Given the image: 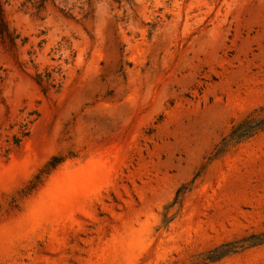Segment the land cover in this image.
<instances>
[{
    "label": "rangeland",
    "instance_id": "rangeland-1",
    "mask_svg": "<svg viewBox=\"0 0 264 264\" xmlns=\"http://www.w3.org/2000/svg\"><path fill=\"white\" fill-rule=\"evenodd\" d=\"M0 5V264H264V0Z\"/></svg>",
    "mask_w": 264,
    "mask_h": 264
},
{
    "label": "trees",
    "instance_id": "trees-1",
    "mask_svg": "<svg viewBox=\"0 0 264 264\" xmlns=\"http://www.w3.org/2000/svg\"><path fill=\"white\" fill-rule=\"evenodd\" d=\"M0 12H1V5H0ZM39 77H40V79L38 80V83L44 85V91H46V89H47L45 86L46 84H44V82H43L44 80H43L42 76H39Z\"/></svg>",
    "mask_w": 264,
    "mask_h": 264
}]
</instances>
